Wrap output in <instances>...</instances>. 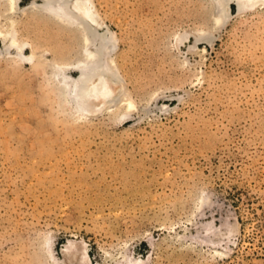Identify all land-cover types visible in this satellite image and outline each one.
<instances>
[{
  "label": "rangeland",
  "instance_id": "374dc122",
  "mask_svg": "<svg viewBox=\"0 0 264 264\" xmlns=\"http://www.w3.org/2000/svg\"><path fill=\"white\" fill-rule=\"evenodd\" d=\"M32 1L0 0L35 54H0V264H264V6L93 0L126 96L81 115L84 33Z\"/></svg>",
  "mask_w": 264,
  "mask_h": 264
},
{
  "label": "bare ground",
  "instance_id": "6f19581e",
  "mask_svg": "<svg viewBox=\"0 0 264 264\" xmlns=\"http://www.w3.org/2000/svg\"><path fill=\"white\" fill-rule=\"evenodd\" d=\"M5 1L8 5V10L11 13L16 12L20 0ZM41 1L42 3H39L38 0H33L31 2L32 6L30 7L38 8L42 12L54 16L63 22H67L70 26L76 25L84 33V40H82L84 41L82 58L74 62L57 63L53 68V75L58 80L56 81L59 82L63 92L67 96V100L73 104V107L80 114H87L86 112L88 111L95 112L97 106L100 104L108 105L112 103L114 105L115 103L116 105L118 101L122 100V96L125 98L126 94L122 91L123 77L113 56L117 38L96 11L93 0ZM212 2L216 9V16L214 18L217 25L225 23L230 17L229 9L230 4L233 2L239 12L264 6V0H212ZM6 19L9 22L7 30L0 29V38L3 40V47L0 49V54H10L11 49L14 48L22 60H33L35 54H27L25 52L26 48L31 47L32 44L18 37L17 20L13 17ZM187 38V36H180L178 41L180 43ZM210 39L211 36L206 33H199L196 36V42L199 40L209 41ZM71 69L76 70L78 75L73 76L70 72ZM96 99H99L97 103L93 101ZM125 101L128 110L135 109L136 105L134 100L127 98ZM109 107H112V105ZM127 114L123 113L122 115L127 116ZM198 201L203 203L205 197L200 196Z\"/></svg>",
  "mask_w": 264,
  "mask_h": 264
}]
</instances>
